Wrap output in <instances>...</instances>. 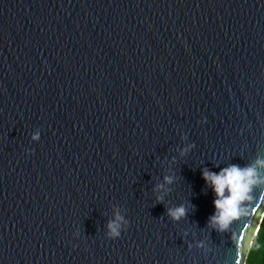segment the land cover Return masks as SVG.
Masks as SVG:
<instances>
[{
	"label": "water",
	"instance_id": "obj_1",
	"mask_svg": "<svg viewBox=\"0 0 264 264\" xmlns=\"http://www.w3.org/2000/svg\"><path fill=\"white\" fill-rule=\"evenodd\" d=\"M257 160L264 0H0V264H246L202 172Z\"/></svg>",
	"mask_w": 264,
	"mask_h": 264
},
{
	"label": "clouds",
	"instance_id": "obj_2",
	"mask_svg": "<svg viewBox=\"0 0 264 264\" xmlns=\"http://www.w3.org/2000/svg\"><path fill=\"white\" fill-rule=\"evenodd\" d=\"M38 139V134L32 137ZM185 152L187 149L184 150ZM264 169V160H257L254 165L241 168L238 165H230L222 168L218 173L204 169L202 179L206 186L211 189L214 195L213 207L215 212L209 218V224L217 232L224 233L231 231L234 227L243 225L249 217V205L253 203L257 191H264V177L260 170ZM166 184H171L172 178H164ZM162 187V186H158ZM159 201L163 197H158ZM187 213L184 206L170 208L169 216L178 221ZM122 218L117 215L115 221L110 223L109 229L112 237H118L119 222ZM259 234V228L257 229ZM244 238L239 243L240 253L243 256Z\"/></svg>",
	"mask_w": 264,
	"mask_h": 264
},
{
	"label": "trees",
	"instance_id": "obj_3",
	"mask_svg": "<svg viewBox=\"0 0 264 264\" xmlns=\"http://www.w3.org/2000/svg\"><path fill=\"white\" fill-rule=\"evenodd\" d=\"M246 264H264V219L255 237Z\"/></svg>",
	"mask_w": 264,
	"mask_h": 264
}]
</instances>
